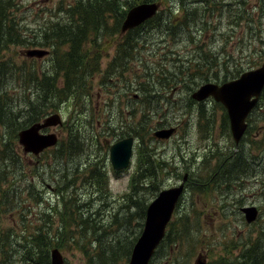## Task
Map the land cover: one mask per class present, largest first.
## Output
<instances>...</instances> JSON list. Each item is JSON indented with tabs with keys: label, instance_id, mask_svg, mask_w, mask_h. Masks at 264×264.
Returning <instances> with one entry per match:
<instances>
[{
	"label": "rangeland",
	"instance_id": "374dc122",
	"mask_svg": "<svg viewBox=\"0 0 264 264\" xmlns=\"http://www.w3.org/2000/svg\"><path fill=\"white\" fill-rule=\"evenodd\" d=\"M58 1L19 0L28 9L24 12L28 26L34 27L43 18L51 16L52 12L46 9H53ZM241 1L210 0L207 3L201 1L189 3L184 8L174 0L170 3L169 9L168 4L163 2L159 4V10L162 12L168 10L171 15L173 14L175 25L180 23L178 19L183 17L186 9L192 14V9L197 7L195 11L197 23L186 18L183 31L180 33L177 28H172L169 35L152 29L145 36L143 34L142 37L134 40L139 52L134 50L132 56L124 57L120 61L114 60L117 44L129 34L128 32L124 34H120L123 33L122 31L115 32L111 36H104L102 40H99V37L92 39L88 44L89 54L94 53L98 69L88 77L84 88L80 91V96L71 97L70 99L73 100L59 105L45 115L57 112L61 116V125L51 126L47 130L57 134L58 143L34 156L24 153L22 146L17 140L15 141L16 151L19 154L17 160L23 164L17 174H8L7 182L2 187L14 188L16 194L21 191V197L17 199L21 205H24L15 207L11 213L3 214L1 210H5L6 206L0 204V229L12 228V239L24 242L26 235L28 240L30 239L29 234L34 227L49 229L53 234L63 222H79L78 218L73 220L55 213L62 210L63 197H60V188L63 185L60 181L63 178V171L76 169L79 179L73 184H67L68 189H72L74 196L79 198L77 202L84 205L82 210L88 209L90 216L85 219L87 215L84 213L82 217L87 230L81 231L80 226L74 225L78 229L75 237L81 240L83 236L79 237V233L86 232L88 237L83 241L84 245L92 244L94 252L98 249L103 255L110 257L113 263L127 264L128 260L123 256L124 250H127L129 243V247L132 242L134 244L142 231L144 221L141 215L126 218L127 214L131 215L136 211L133 202L139 201L140 206L145 209L160 190L178 185L185 176L186 187L167 225V234L169 232L166 237L167 242L162 241L159 244V250L153 255L152 260L157 264H171V261H174L172 264H194L200 255L206 259L207 264H220L221 258L225 260L223 264H233L232 259L239 263L241 253H245L250 247L257 246L259 248L257 250H262L264 248V132L261 129L258 133L257 129L264 124V97L261 106L257 109L259 116L256 126L251 124L252 127L248 126L246 130L245 137L248 140L250 136L257 134L254 144H251V152H248V145L240 146L242 153L246 152L250 157L254 156L253 160L262 164L259 168L257 166L256 174L252 176V180L256 182L251 184L242 181L240 177L225 173V170L236 172L238 167L234 161L236 155L231 157L235 154L236 145L224 106L212 98L210 101L198 104L191 97L192 92L205 82H223L237 77L238 74L232 76L233 72L232 74L228 72L225 76L221 75L226 68L232 71L234 67L231 65L235 62H240L241 65L237 69L241 67L244 71L256 68L264 61V0L261 1L263 13L254 16L251 29L242 25L243 22L238 19L237 9ZM243 1L253 11L259 9V0ZM221 3H227V11L220 15ZM129 8H125V12ZM129 35L138 37L137 34ZM143 40L153 45L143 46L140 44ZM28 48L31 47L12 45L2 51L0 57L10 58L17 65L38 67L44 64L48 68L51 67L54 57L52 51L41 57H30L25 52ZM168 49L178 54H171L174 62L164 59L168 62V66H179L183 62L184 65L190 66L191 72L198 70V74L206 69L205 65L201 66L202 63L215 60L211 64L213 66L211 71L217 72L218 69L220 75L203 81L199 76L192 79L188 74L180 86L167 92L162 91L163 87L155 81L154 96L143 95L141 83L145 79L142 78L144 73L142 61L155 65L162 61L161 55ZM195 54H200L201 63L191 59ZM216 55L217 59L214 58ZM142 57L144 60H138ZM129 58L132 59L122 67ZM116 66H119L118 73H116L118 69L115 72ZM173 67L170 68L169 73H172ZM104 75L105 78L110 79L109 83L106 82L107 85L101 84L105 81ZM187 82L193 89L184 86ZM14 84L15 82L12 81L9 85L11 91L15 90ZM58 84L61 85L60 78ZM144 110L151 113L152 123L149 124L147 133L144 131ZM68 114L79 127V132L72 130L75 134H79L74 141L69 140V133L66 130V126L70 124ZM157 120L162 122L159 124ZM171 126L177 130L169 139H158L153 135L155 130ZM2 133L0 127V135ZM129 135L135 137L132 158L126 167L114 174L108 157V148L112 143ZM68 143L71 145L69 146ZM56 147L57 149L69 147L70 150L62 157H56L52 150ZM231 152L232 154L227 158L226 155ZM148 156L149 159H146ZM141 159L144 163L145 160L147 164L152 163L153 175L148 177L142 173L136 176L133 192L137 191V193L130 201L126 199L129 198L127 196L130 193L129 177L139 170L140 165L142 166ZM249 160L251 161V158ZM245 162L247 163V159ZM95 168L105 172L103 179L88 178V172ZM239 170H242V167ZM239 184L246 186L245 190L241 189V193ZM241 194H243L242 204H252L260 209L259 217L252 223H246L238 210L237 200ZM249 194L252 196L250 197ZM15 206H18L16 200ZM53 207L56 211L52 210ZM15 211H21L23 215L18 217ZM23 233V237H18ZM109 244L113 246L108 247ZM24 245H29V242ZM22 250L23 248L19 247L16 252L22 253ZM59 250L66 264H89V256L94 253L91 250L81 252L74 246L68 248L64 246ZM26 259L25 255L16 254L6 264H25ZM90 264H93V261H90Z\"/></svg>",
	"mask_w": 264,
	"mask_h": 264
},
{
	"label": "trees",
	"instance_id": "16d2710c",
	"mask_svg": "<svg viewBox=\"0 0 264 264\" xmlns=\"http://www.w3.org/2000/svg\"><path fill=\"white\" fill-rule=\"evenodd\" d=\"M150 1H156L158 3L165 2L168 4L167 6L169 9L171 6L170 3L174 0H72L71 2L59 0L58 4L53 7V9H46L52 12L51 16L43 18V20L39 21L38 25L30 27L28 26V21L24 17V12L28 11V9H26V6H24L22 2H19V0H0V53L9 48V46L20 45L31 48H51L54 54L50 68L46 67L44 64L38 67L34 65L26 66L25 64L17 65L13 63L10 58L3 59L0 57V127L3 131L0 135V204L6 206V209L1 210V213H11L15 207L24 205H21L17 199L21 197V191L16 194V189L2 187L3 184L7 182L8 174H17L23 164L21 161L17 160L19 157L15 142L17 140V132L31 123L39 121L50 110L53 111L61 104H67V102L73 100L70 99L71 97L76 98L80 96V91L84 88L88 77L98 69L96 57L93 55L94 53L92 55L89 54L90 49L88 44L91 43L94 38L97 39L99 37V40H102L104 36H111L115 32L120 33V24L126 13L125 8H129L138 2ZM175 1H178L184 8L189 3L194 4L200 3L201 1L204 3L210 2V0ZM259 1V9H255L254 11L249 8L243 0L240 2L239 8H236L238 11V19L243 22L242 25L246 28L251 29V22L254 20V16L263 13L262 0ZM226 4H220V15L224 11H227ZM192 10L193 13L191 14V12L186 9L183 17L178 19L180 23H177V25H175L173 14L171 15L168 10L165 12L159 10L139 26L129 29L127 31L129 34H137L138 37L128 34L125 38H122V41L117 44L114 60L120 61L124 57H130L134 50L139 52V47H137L134 40L142 37L143 34L145 36L152 29L159 33L169 35L172 28H177L181 33L183 31V23L187 21L186 18L197 23V18L195 19L197 7ZM41 11H43V9ZM140 44L146 47L153 45L151 42H146V40H143ZM174 53L178 55L177 52L173 50H165L161 55L163 57L162 61L155 65L145 63L144 57L138 59L144 60L142 61L144 72L142 78L145 79V81L141 83L143 84L141 85L143 95L146 96L147 94H151L154 96L155 81H157L158 85L163 87L162 91L167 92L170 89L180 86L182 80L185 79L188 74L192 79L199 76L203 81H208L212 77L216 78L217 75H220V70L218 69L217 72L211 71L213 67L211 64L215 62V60L202 63L201 66L205 65L206 69L203 73L198 74V70L196 72H191L190 66L184 65L183 62L179 66H168L167 61L170 60L174 62L171 55ZM199 55L200 54H195L191 59H195L196 63H201ZM214 58L217 59V55L214 56ZM131 59H127L125 65L122 67H125ZM164 59L167 61H164ZM240 65V62H235L231 65L234 67L231 69L232 71H228L226 68L222 71L221 75L225 76L228 72H231V74L233 72L234 74H232V76L239 74L243 71L241 67L237 69ZM172 67V73H169L168 71ZM108 71L109 70H107V72ZM115 72H119V66H116ZM183 73H185V75H183ZM103 77L105 81L101 84L107 85L106 82L109 83L110 79L105 78V75ZM59 78L61 79V85L58 84ZM12 81L15 82L14 86H16L13 87L15 89L13 91L9 89V85ZM184 86L193 89L188 82ZM128 87L129 85L127 88ZM150 114L148 110H144V131L146 133L150 128L149 124L152 123ZM71 119L72 116L68 114V123L70 122V124L66 126V130L67 133H69V140L74 141L79 137V134H75L72 130L75 129L79 132V127L75 124L73 119L72 121ZM156 122L160 124L162 121L158 122L157 120ZM106 131H108V129H106ZM70 145L71 143L69 146ZM52 150L54 156L62 157L70 148L57 149L56 147ZM231 154L232 152L227 154L226 157L228 158ZM144 156H146V154ZM231 157H235V154H232ZM146 159H149V156ZM141 163L142 166L140 165L139 170L136 173L133 172L130 177V193L127 196L129 198H126L130 201L134 199L132 197L137 193V191L133 192L136 176H140L142 173L148 177L153 175L152 163L148 162L147 164V160H145L144 163L143 159H141ZM22 173H24V171H22ZM229 173L231 174V172ZM92 177H95L97 180L103 179L105 177V172L96 168L92 169L88 172V178L91 179ZM77 179H79V174L76 169H70L68 171L64 169L63 178L62 181H60L62 185L65 186L60 188V197H63L61 198L63 199L62 210L55 213L60 217L63 216L73 220L78 218L79 222H63L59 228L55 229L53 234L49 229L43 230L41 227H34V229L31 230L32 233L29 234L30 239L28 240V235H26V237H24V242L12 239V228L0 229V264H6L9 259H12L16 254L20 256L25 255V258L27 257L25 264H43V262L44 264H49L50 250L54 247L61 249L64 248V246L65 248L74 246V248L76 247L81 250V252H87L88 250L94 252L92 244L84 245L83 243L88 237L86 232L79 233V237L83 236L81 240L75 237L78 234V229L74 225L80 226L81 231L87 230L88 228L85 226V221L82 217L84 213L87 215L85 219H88L90 216L88 209L82 210L84 205L83 203L79 204L77 202L79 198L74 196L72 189H68L67 184H73ZM67 191L70 193H62ZM15 200L18 206H15ZM133 203L136 207V211L131 215L127 214L126 218L129 217L130 219L131 216L134 215H141L144 218L146 208L144 209L143 206L141 207L139 201H134ZM52 210L56 211V208L53 207ZM15 215L21 217L23 213L21 211H15ZM24 226L26 227L25 224ZM26 234H28V231H26ZM168 234L166 233L162 241L167 242L166 237H168ZM23 236L24 233L18 235V237ZM26 242H29V245H24ZM129 244L127 250H124L123 254L127 260L131 253L133 242L130 247ZM110 246H113V244L108 245V247ZM17 247L23 248L22 253L20 251L16 252L18 250ZM257 249H259L257 246H255V248H248L245 253H241V261L239 263L236 262L235 259H232V263H264V248L262 250ZM158 250L159 249H157L155 253H157ZM94 259L96 261H94ZM90 261H93V264H116L112 262L110 257L103 255L98 249L89 256V264ZM224 261L225 260L221 258L220 264H223ZM173 262L174 261H171V264ZM149 264L157 263L155 260H151Z\"/></svg>",
	"mask_w": 264,
	"mask_h": 264
},
{
	"label": "water",
	"instance_id": "95a60500",
	"mask_svg": "<svg viewBox=\"0 0 264 264\" xmlns=\"http://www.w3.org/2000/svg\"><path fill=\"white\" fill-rule=\"evenodd\" d=\"M158 10L156 2H141L126 11L120 29L122 32L140 25L146 19L152 17ZM27 56L41 57L46 51L41 48H31L26 51ZM264 86V62L255 69L243 71L238 77L225 81L221 84L205 82L201 84L191 97L197 101L213 97L226 109L231 135L237 143L246 128L245 117L254 106L257 97ZM62 123L60 114L53 113L45 116L41 121L34 122L17 132L18 144L22 146L24 153L40 154L48 147L55 145L58 141L54 132H42L43 129L57 126ZM42 130V131H41ZM173 128H161L153 132L159 139H166L173 132ZM133 136H127L117 140L109 146V160L114 170L126 167L132 153ZM182 182L176 186L159 191L157 196L147 205L143 221L142 231L136 239L127 264H149L156 248L163 240L166 226L171 218L175 205L183 190ZM246 220L251 222L257 216L255 206L242 207ZM50 264H64L62 254L57 247L50 251ZM194 264H206V259L198 256Z\"/></svg>",
	"mask_w": 264,
	"mask_h": 264
},
{
	"label": "flooded vegetation",
	"instance_id": "af4514ba",
	"mask_svg": "<svg viewBox=\"0 0 264 264\" xmlns=\"http://www.w3.org/2000/svg\"><path fill=\"white\" fill-rule=\"evenodd\" d=\"M124 33H126V32H123V33H120V34H124ZM216 83H218V82H216ZM221 83L222 82H219V84H221ZM263 97H264V87H263L262 91L260 92V94L258 96V99H257L256 104L254 105V107L250 110V112L247 114V116L244 119L245 122H246V128H245V130L243 132L242 137L240 138V140L237 143H235V145H236L235 146V155H236V157L234 158V161H235V163H236V165L238 167V170L236 172H234V170H233V173H231V174L229 173L230 171H226L225 170V173L227 175H229V176H235L237 178L240 177V178L243 179L242 181H248L249 184H251L252 182H256V181L252 180V176L256 174L257 166L259 168L262 164L260 163V161H257L256 162L255 160H253L252 157H254V156L250 157L249 155L246 154V152H245V154L242 153L240 151V146L248 145V147H249L248 152H251V147H252L251 144H254V141H255V138H256L257 134L256 135H253V136H250V138L248 140L245 137L246 130H247L248 126H251V124H252V126H256L257 117L259 116L257 109H258V107L261 106V103L263 101ZM210 98L211 97L206 98V99H204L203 101H200V102L199 101L198 102L197 101H194V102L195 103H198V104H201L202 102L205 103L206 101H210ZM27 108H28V89H27ZM27 112H28V109H27ZM227 119H228V122H229L228 114H227ZM229 127H230V122H229ZM261 129L264 132V124L261 127H258V129H257L258 133H259V130H261ZM191 156H192V152H191ZM249 158H251V161L249 160ZM246 159H247V163L245 162ZM248 161H250V162H248ZM241 167H242V170H239ZM259 171H261V168H260ZM222 173L224 174V170H222ZM239 187H240V193H241V189L245 190V187L246 186H244L242 184H239ZM242 195L243 194H241L240 197L237 200V206L239 205L238 206V210L240 211V214L242 215V217L244 218V220H245L246 223H252L255 220H257V218L259 217V215H260V209L255 206L257 208V211H258L257 217H256V219L254 221L248 222L246 220V217H245L244 213L241 211V208L242 207L254 206V205H252V204H246V203H243V204H245V205H243L241 203L243 201L242 200ZM249 196L251 197L252 195L249 194ZM244 199H245V195H244Z\"/></svg>",
	"mask_w": 264,
	"mask_h": 264
},
{
	"label": "bare ground",
	"instance_id": "6f19581e",
	"mask_svg": "<svg viewBox=\"0 0 264 264\" xmlns=\"http://www.w3.org/2000/svg\"><path fill=\"white\" fill-rule=\"evenodd\" d=\"M158 193H159V192H158ZM156 196H157V195H156ZM156 196H155V197H156ZM155 197H154V198H155ZM154 198H153V199H154ZM153 199H152V200H153ZM152 200H151V201H152ZM151 201H150V202H151ZM150 202H149V203H150ZM54 248H55V247H54ZM50 251H51V250H50Z\"/></svg>",
	"mask_w": 264,
	"mask_h": 264
}]
</instances>
